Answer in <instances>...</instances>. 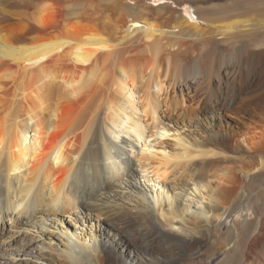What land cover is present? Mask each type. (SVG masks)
I'll return each instance as SVG.
<instances>
[{
  "label": "bare ground",
  "instance_id": "bare-ground-1",
  "mask_svg": "<svg viewBox=\"0 0 264 264\" xmlns=\"http://www.w3.org/2000/svg\"><path fill=\"white\" fill-rule=\"evenodd\" d=\"M151 1L0 0L8 264H191L214 238L230 249L221 264H264V77L223 107L196 87L217 41L264 19L207 28ZM242 205L240 240L221 235Z\"/></svg>",
  "mask_w": 264,
  "mask_h": 264
},
{
  "label": "rangeland",
  "instance_id": "rangeland-1",
  "mask_svg": "<svg viewBox=\"0 0 264 264\" xmlns=\"http://www.w3.org/2000/svg\"><path fill=\"white\" fill-rule=\"evenodd\" d=\"M150 3L157 6L172 5L167 8H172V7L174 9L176 8L178 10L176 12V15L183 14V16L189 17L191 21H196L201 26L204 27L206 26L207 28L209 27L204 24V20L209 21L214 19L219 20V19L234 18V17L246 18L247 20L252 17L251 21L256 22L258 21V19L259 20L264 19V0H153ZM165 16H167V14H165ZM190 33H187L186 31H182L181 36H179L180 34L178 36L190 40L191 45L194 44L195 45L194 47L196 49H199L200 52L205 51L207 48L212 47L208 43L207 44L202 43L199 35L197 34L189 35ZM235 41H240V43L252 42L254 44L251 47L252 51L248 53L245 50H241V49L238 51L236 49L232 50L231 46L232 43H234ZM217 42L219 43L217 44L219 46L217 47V45H214L215 48L213 47L214 48L213 54L215 55V57L212 56V60H213L212 64L210 67H208V69L210 68L209 72L210 70H212L210 72L211 75L213 76V77L211 76L210 79L211 83L209 82L210 84H208L206 83L207 81L203 79L202 81L200 80V82L197 84L196 87L199 89L197 90L200 91V93L202 94L203 99L205 96L204 100L208 101V98L211 95L210 99L213 102V104L215 102V104H217L218 106L223 107L226 105L228 106V104H230V102H232L233 99H236V97H239L240 95L246 96L248 94L247 93L248 88L246 87L247 85L252 87L254 86V84L257 85L262 81L264 77V68H263L264 55L260 54V52L256 53V51L257 50L259 51V49L262 47L264 48V45H261V43L264 42V25L253 26L250 28V30L247 31L243 30L242 32H237V35L235 37H229L225 41H217ZM224 50L226 51L224 52ZM255 53L256 55H254ZM214 61L216 62L213 63ZM212 65L215 69V72L214 69L211 68ZM203 66L206 68L204 62H202V66L200 65V68ZM204 67L201 68L202 70L201 72L207 71L204 70L205 69ZM261 75H263V77ZM201 87L202 88L204 87L205 89L203 88L200 90ZM210 89L213 90V92H211ZM213 95H215L216 97L215 96H214L215 98L212 97ZM226 100L227 101L230 100V101L227 102ZM246 180L247 179H245L244 182H246ZM245 207H246L245 205H242L236 212L233 213L232 216H230L223 222V225L220 227L219 230V233L221 235H226L228 231H232L233 234L237 236V239L235 236V240L236 241L240 240L242 236V233L240 231L241 228L240 220L243 217H245L247 214H249V217L253 216L252 209ZM262 239L264 240V236ZM223 245H224L223 239L216 240V238H214L212 243L202 247L200 251L197 252L195 255L194 253L192 255H189L188 259H190V261L192 262L191 264H221V262L226 257V255L230 252V249L223 251L222 250ZM246 247H248L246 248V250L249 249L251 250V251L249 250L250 252L246 251L247 255L249 256L254 255L253 254L255 253L254 250H258V251H260L261 249L263 250V246L261 244L254 246L248 242L246 243ZM0 256L2 257L1 254ZM11 257L12 256H9V258ZM28 257L29 259L31 258L30 256H22V255H19L16 258H28ZM0 264H8V263L0 259Z\"/></svg>",
  "mask_w": 264,
  "mask_h": 264
}]
</instances>
